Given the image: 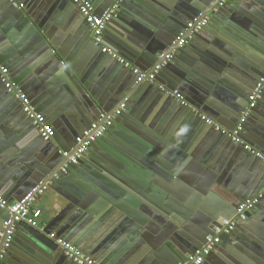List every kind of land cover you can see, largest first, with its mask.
Returning a JSON list of instances; mask_svg holds the SVG:
<instances>
[{
    "label": "crops",
    "instance_id": "0c3cea01",
    "mask_svg": "<svg viewBox=\"0 0 264 264\" xmlns=\"http://www.w3.org/2000/svg\"><path fill=\"white\" fill-rule=\"evenodd\" d=\"M89 1L96 14L112 5ZM216 1L128 0L103 33V46L127 68L92 49L90 28L70 0H13L11 7L0 0V61L55 131L54 139L44 143L0 86V149L8 153L7 164L0 167L2 199L14 203L47 180L62 165L56 150L73 151L75 138L99 113L126 104L113 131L79 166L83 171L78 168L39 196L37 228L17 226L2 264H74L38 232L66 209L53 234L98 264H181L195 247L216 237L223 222L235 218L238 200L264 189V163L216 133V128L231 131L236 126L264 72V0L230 1L193 37L188 51H175L154 84L137 85L131 73L150 72L158 54L174 49L169 44L187 21L206 16L207 8L195 14L189 6ZM19 10L28 14L34 29L18 23ZM45 35L63 58L45 54ZM176 94L193 116L211 120L214 130L188 117L189 110L170 98L178 102ZM257 105L241 137L264 156V94ZM91 163L133 194L97 173ZM140 194L157 210L139 201ZM253 209L233 235L220 236L204 264H264V197ZM5 218L1 212L0 234Z\"/></svg>",
    "mask_w": 264,
    "mask_h": 264
},
{
    "label": "built area",
    "instance_id": "2783aa9c",
    "mask_svg": "<svg viewBox=\"0 0 264 264\" xmlns=\"http://www.w3.org/2000/svg\"><path fill=\"white\" fill-rule=\"evenodd\" d=\"M123 1L124 0H112V5L109 9L105 10L100 15H96L89 0H71V2L78 9L80 15L88 24L93 44L97 47H101L102 53L109 55L113 59H116L120 64L124 65V67L128 68L129 65L125 63L124 60H121L115 53L103 46L104 30L107 24L115 16V13L119 9L120 3ZM229 1L230 0H220L213 11H217L219 7H222ZM208 23L209 18L207 16L201 15L188 21V23L176 37L173 43L174 49L168 54H161L159 56L160 62L156 64L150 72H141L137 69H131L133 74L137 75L136 82L140 84H154L157 73L161 71L162 67L167 62L172 60L175 51L187 46L196 34L203 31ZM0 83L3 85L5 90L19 102L22 113L27 119L31 120L32 126L35 128L40 138L43 141L52 140L55 135L53 127L47 123L45 117L41 113L37 112L30 105L27 95L15 86L11 80L8 67L4 66L1 62ZM263 93L264 72L258 78L255 86L248 94L247 105L241 112L239 120L234 129L231 131H226L216 128V130L219 131L221 135L229 138L234 145L242 147L248 152V154L264 162V156L246 144L241 137L246 120L251 114L252 110L256 108ZM175 97L182 106L185 105L183 98L179 94H176ZM125 109L126 104L121 103L116 110L108 113H102L94 122H92L75 138L76 148L73 151H60L59 153L61 157L65 159V162L60 166L58 172L52 177L57 179L60 175H66L69 172V165H77L78 161L91 150L92 145L108 132V130L114 124L116 118L121 116ZM201 119L204 120L206 125L214 126L211 120H208L203 116H201ZM48 184L49 181L46 182L42 180L38 182L20 200L14 203H7L0 196V208L6 211V218L2 224V232L0 234V261H2L11 247L16 228L19 224L25 223L31 227L37 226L36 220L39 217L40 212L38 209H36L35 203L39 196L43 194L46 188H48ZM263 197L264 189L254 197L242 201L236 208L235 218L233 220L223 222L222 226L216 230V237L208 239L206 245L196 248L193 253L187 257L183 264H203L215 246L220 243V236H230L234 232L238 222L245 221L247 219V213L256 207ZM38 229L43 231L44 227H38ZM48 238L54 241L68 261L74 264H98L94 259L82 253L70 242L56 238L53 233L49 234Z\"/></svg>",
    "mask_w": 264,
    "mask_h": 264
},
{
    "label": "water",
    "instance_id": "95a60500",
    "mask_svg": "<svg viewBox=\"0 0 264 264\" xmlns=\"http://www.w3.org/2000/svg\"><path fill=\"white\" fill-rule=\"evenodd\" d=\"M8 1V3H10V7L11 6H13V0H7ZM71 1V0H70ZM110 2V4H112V0H109ZM128 0H124L122 3H120V5H119V9H120V7H122L126 2H127ZM220 0H217L215 3H209V4H207V5H205V6H199L198 4H196V5H194L193 7L192 6H189V10H191V11H195V14L198 12V10H199V12L202 10H206V8H207V10L206 11H204L205 13V15L210 19L209 21H211L212 20V17L214 16V15H217V14H219L220 12H222V11H224L225 9H226V7H228V4L230 3V1H232V0H230L229 2H227L226 4H224L222 7H219L218 8V10L217 11H213V9L215 8V6L218 4V2H219ZM72 3V2H71ZM109 4V5H110ZM73 5V4H72ZM23 8V7H22ZM200 8H204V9H200ZM21 9V8H20ZM118 9V10H119ZM78 11V10H77ZM211 12H213V13H211ZM96 14V13H95ZM100 14H102V13H98V14H96V15H100ZM27 13L25 12V11H22V10H19L18 11V16H19V24L20 25H23L22 26V28H24V27H27L26 25H31V28L32 29H34V27H33V25L31 24V20L29 19V17H27ZM114 18V17H113ZM85 21V20H84ZM112 22V20L107 24V26L110 24ZM188 22V21H187ZM34 23L36 24V25H38V23L34 20ZM187 24V23H186ZM106 26V27H107ZM208 26V25H207ZM206 26V27H207ZM204 28L203 30H205V29H207V28ZM30 28V27H29ZM39 28V27H38ZM106 29V28H105ZM105 31V30H104ZM178 34L179 33H177L176 35H174V37H173V39H172V41L170 42V44L169 45H172L173 43H174V41H175V39H176V37L178 36ZM45 37L47 38V40H48V37L45 35ZM49 41V40H48ZM43 41L42 40V44L44 45V49L45 50H47V51H45V54H50V55H52V60H56L57 58H63V54L61 53V51H59L58 49H57V47L54 45V43L52 42V41ZM192 41V40H191ZM190 41V42H191ZM189 42V43H190ZM91 44L93 45V46H91L92 47V49L94 50H96L98 53H99V55L100 56H102L103 57V59H105V60H112V61H114V62H117L120 66H122V67H124V65H122V64H120L116 59H113L112 57H110L109 55H107V54H104V53H102L101 52V47H97V46H95L94 44H93V41H91ZM48 46H51V48H52V51L51 50H49V48H48ZM187 46L186 47H183V48H181V49H177L176 51H188L187 50ZM172 51V50H171ZM171 51H165V52H162V53H160V54H158L157 55V57H156V60L152 63V66L154 67L156 64H158L159 62H160V59H159V56L161 55V54H168V53H170ZM54 52V53H53ZM57 55H56V54ZM91 54H92V51H91ZM90 54V55H91ZM174 56H175V53L173 54V58H174ZM173 58H172V60H173ZM58 60V59H57ZM171 60V61H172ZM170 61V62H171ZM1 62V61H0ZM170 62H167L163 67H162V69H161V71L162 70H164V68L166 67V65L168 64V63H170ZM153 67H152V69H153ZM63 68V67H62ZM125 69H127V68H125ZM161 71H159L158 73H157V75H156V77H158L160 74L159 73H161ZM9 73H10V70H9ZM131 73L133 74V72L131 71ZM263 74V72L261 73V75ZM10 75H11V73H10ZM134 75V74H133ZM260 75V76H261ZM134 77V81H136L137 80V75H134L133 76ZM143 84V83H142ZM142 84H140V83H137V85H142ZM0 86L2 87V90L4 91V93H5V95H7V96H10L18 105H19V108H20V110L22 111V109H21V106H20V104H19V102L17 101V100H15L14 99V97L11 95V94H9L6 90H5V88L3 87V85L0 83ZM21 90V89H20ZM264 94V93H263ZM263 94H262V96H263ZM171 99H173V101H174V103H176L177 104V106L179 107H184V109H187V110H189V114H188V117H192L193 115L192 114H195V113H193L192 111H191V109H189L188 107L186 108V106H182L180 103H178L177 101H176V99L174 98V97H170ZM179 104V105H178ZM258 106V105H257ZM244 110V109H243ZM256 110V108L254 109V110H252V112L253 111H255ZM103 113H108V112H103ZM186 113V112H185ZM102 113H99L98 115H97V118L101 115ZM241 114V113H240ZM22 115H23V117H24V119H26L27 121H28V123L32 126V122H31V120H29V119H27L26 117H25V115L22 113ZM193 117H195L196 119H197V121H199L202 125H204L205 127H208V129H210V130H214V127L212 126V125H206L205 124V122H204V120H202L201 119V117H197V115L196 116H193ZM240 117V116H239ZM97 118H95L94 119V121L97 119ZM249 118V117H248ZM248 118H247V120H248ZM246 120V121H247ZM93 121V122H94ZM92 123V122H91ZM90 123V124H91ZM89 124V125H90ZM89 125H87L84 129H86ZM113 126H114V124L112 125V127L108 130V132L110 131H113ZM33 129H34V127H33ZM83 129V130H84ZM234 129V128H233ZM82 130V131H83ZM82 131H81V133H82ZM217 134H218V136H220L222 139H224L228 144H231L232 145V147H234V148H238L244 155H246V156H249V157H252L253 159H255V160H257V161H259L260 163L262 162V163H264L263 161H261V160H259V159H257V158H255V157H253V156H251L250 154H248V152L247 151H245L242 147H240V146H236V145H234L232 142H231V140L229 139V138H227L226 136H224V135H221V133L218 131V132H216ZM107 134V133H106ZM106 134L103 136V137H101L100 139H98L93 145H92V150L93 151H95V149H97V145H100L99 143L101 142V140L102 141H104V138H105V136H106ZM242 135V134H241ZM54 139V137L52 138V140ZM42 140V139H41ZM52 140H50V141H43L44 143H47V142H51ZM246 143V142H245ZM76 145V144H75ZM101 146H103V145H101ZM60 151H68V150H64V149H58V150H56L55 151V155H57V157L59 158V159H61V162H62V164L65 162V159H63L62 157H61V155H60ZM93 151H89L87 154H85L79 161H78V163H77V165H69V172L66 174V175H60L57 179H54L52 176L55 174V173H57L58 172V170H56V171H53L52 172V174H51V176L50 177H48V179L47 180H43V181H49V184L47 185L48 186V188L51 186H53L54 184H56V183H59L64 177H67V176H69L70 175V173L71 172H77V171H79V169H81V167L84 165V163L85 162H89V160H88V157L87 156H90V155H93ZM8 154V153H7ZM7 154H5V151H1V149H0V167H2L1 166V163H5V161H4V157L7 155ZM10 155V154H9ZM8 155V156H9ZM91 158V157H90ZM8 162V161H7ZM7 162L5 163V164H7ZM95 168V171L97 172V173H101V174H103L107 179H110L112 182H114L116 185H118V186H120L122 189H124V191H128V193H130V194H133L132 193V191H131V189H129L128 187H126V186H124L121 182H119L118 180H116V179H114V178H111V177H109L108 175H107V173L105 172V171H102L101 169H99V168H97L96 167V165L95 164H93V163H91ZM79 166H81L80 168H79ZM102 168H105L104 166H101ZM79 168V169H78ZM31 169V167L30 168H28L27 170H30ZM50 171V169L48 168V171L47 172H49ZM81 171H83L82 169H81ZM80 171V177L81 178H84L86 181H89L88 179H89V176H87L86 174H82V172ZM91 176H93V177H97L96 175H94V174H92ZM134 178L135 179H137V176H134ZM40 181H42V180H40ZM40 181H38V182H40ZM37 182V183H38ZM36 183V184H37ZM35 185V184H34ZM33 185V186H34ZM206 185H207V182H205L204 184H203V186H201V188H202V190H204L205 191V189H207V188H205L206 187ZM32 186V187H33ZM31 187V188H32ZM30 188V189H31ZM208 188H210V187H208ZM212 191H215V192H219L218 191V189H216L214 186L212 187V189H211ZM142 196V197H141ZM144 195L143 194H140V195H137L136 196V198L139 200V201H141V202H143L144 203V205H146V207H148V208H151V210L152 211H155V210H157L156 209V207H154V205H151L149 202H148V200L146 201L144 198ZM262 200V199H261ZM167 202H170L169 201V199H168V201H163V202H161V204H162V206L164 205V207H165V205L167 204ZM242 201L241 200H238L234 205H236V207L235 208H237V206L241 203ZM260 203V202H259ZM141 209H143V208H141ZM154 209V210H153ZM253 211H254V209L253 210H251V211H249L248 213H247V219L245 220V221H242V222H238V224L236 225V228H239V226L241 225V224H244V223H246V221L251 217V214L253 213ZM1 212H3V213H5L6 214V211L4 210V209H1L0 208V213ZM67 213V209L66 210H64L63 212H61L57 217H55L53 220H52V222H51V224L47 227V228H44V230L43 231H40V230H38V232L40 233V234H42V235H45V236H47L48 237V235L49 234H51V233H53V231H54V229H55V227L56 226H58V224L66 217V214ZM144 213H145V211H144ZM233 213H236V209L233 211ZM228 219H230V217L228 216L227 217ZM227 219V220H228ZM217 221V220H216ZM217 222H219V221H217ZM235 228V229H236ZM17 229V228H16ZM231 235H233V234H231ZM15 236V235H14ZM52 241V240H51ZM54 242V241H53ZM12 245V244H11ZM197 247H195L193 250H192V252H191V254L193 253V251L196 249ZM11 250V247L9 248V250H8V252H7V254H6V256L9 254V252H11L10 251ZM59 251L61 252V254H62V256L64 257V255H63V253H62V251L59 249ZM211 253H212V251H211ZM211 253L209 254V256L211 255ZM5 256V257H6ZM208 256V257H209ZM207 257V258H208ZM65 258V257H64ZM66 259V258H65ZM186 260V259H185ZM185 260H184V262H185ZM66 261H68L67 259H66ZM70 262V261H69ZM183 262V263H184ZM21 263L22 264H24V262L23 261H21ZM183 263H181V264H183ZM205 263V262H204ZM203 263V264H204ZM0 264H2V261L0 262Z\"/></svg>",
    "mask_w": 264,
    "mask_h": 264
},
{
    "label": "clouds",
    "instance_id": "9594fccd",
    "mask_svg": "<svg viewBox=\"0 0 264 264\" xmlns=\"http://www.w3.org/2000/svg\"><path fill=\"white\" fill-rule=\"evenodd\" d=\"M186 131H187V128H186V127H185V128H182L180 134H183V133H185Z\"/></svg>",
    "mask_w": 264,
    "mask_h": 264
}]
</instances>
